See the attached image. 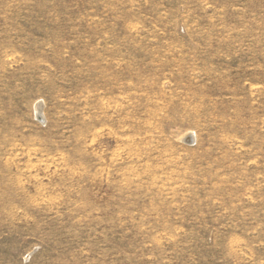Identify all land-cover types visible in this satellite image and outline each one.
<instances>
[{"label": "rangeland", "instance_id": "obj_1", "mask_svg": "<svg viewBox=\"0 0 264 264\" xmlns=\"http://www.w3.org/2000/svg\"><path fill=\"white\" fill-rule=\"evenodd\" d=\"M0 264H264V0H0Z\"/></svg>", "mask_w": 264, "mask_h": 264}, {"label": "bare ground", "instance_id": "obj_2", "mask_svg": "<svg viewBox=\"0 0 264 264\" xmlns=\"http://www.w3.org/2000/svg\"><path fill=\"white\" fill-rule=\"evenodd\" d=\"M40 112V111H39Z\"/></svg>", "mask_w": 264, "mask_h": 264}]
</instances>
